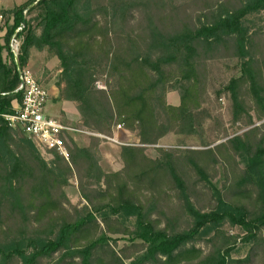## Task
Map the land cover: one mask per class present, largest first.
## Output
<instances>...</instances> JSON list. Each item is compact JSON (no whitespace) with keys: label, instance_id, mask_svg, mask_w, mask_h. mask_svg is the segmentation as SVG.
I'll list each match as a JSON object with an SVG mask.
<instances>
[{"label":"trees","instance_id":"trees-1","mask_svg":"<svg viewBox=\"0 0 264 264\" xmlns=\"http://www.w3.org/2000/svg\"><path fill=\"white\" fill-rule=\"evenodd\" d=\"M263 10L264 0H27L1 9L0 114L21 101L18 70L30 50L46 48L58 59V99L75 104L79 126L113 137L119 125L137 140L120 144L123 167L106 173L104 138L72 142L68 160L45 159L0 115V264H264V23L247 25ZM22 23L15 56L9 39ZM221 58L239 60L224 91L232 123L249 128L212 148L156 147L148 157L170 133L198 134L208 61ZM171 89L177 105L166 100ZM217 164L222 189L210 180ZM72 179L81 207L67 197ZM118 235L128 244L117 249ZM238 242L249 249L233 258Z\"/></svg>","mask_w":264,"mask_h":264},{"label":"rangeland","instance_id":"rangeland-1","mask_svg":"<svg viewBox=\"0 0 264 264\" xmlns=\"http://www.w3.org/2000/svg\"><path fill=\"white\" fill-rule=\"evenodd\" d=\"M1 1L3 2V5L7 6V8H11L16 4L23 3L27 0H1ZM171 1L186 2L187 0H171ZM262 23H264V10L257 14H253L250 17L247 25L251 28H255L256 26ZM1 25L2 24L0 22V26ZM3 33L4 31L2 30L1 34L3 35ZM32 52L34 53L33 64L39 69L42 76L41 79L38 80V82L43 86H44L43 83L53 85L58 74V71L56 70L58 68V59L56 58V56H54V54L47 51L46 48L42 50H37L33 48ZM3 58L4 59L6 58L5 60L9 61L6 56V52H3ZM239 75H240V65H239V60L236 58H221V59L208 61L207 95H206L205 103L203 104L204 115L200 120V127L198 134L191 136H182V135H174L170 133L166 135V137L164 136L165 138L164 137L163 139L161 138L158 144L147 147L146 154L148 155V157L155 158L158 155L156 151V147H165L172 150H177L184 147H188L191 149L212 148L215 145L224 142L228 138L227 136L240 134L243 131L247 130L249 126H244L242 123H237V124L232 123L231 100L229 98L228 93L224 91V87L225 85H227L230 78ZM97 83H100L105 87L102 81H99ZM101 89H105V88H101ZM166 100L169 104L172 105L179 104L178 91L174 89L167 91ZM47 106H48V113L50 115L52 114L56 115L57 111L62 108L65 111L72 114L73 116L77 117L78 111L73 102L65 101V100H58V101L49 100L47 102ZM259 123L260 122H256V124ZM115 134L116 136H114ZM113 138H115L117 142L104 139L105 141L101 143V145L105 144L104 146H101L105 154L106 152L108 153L112 152V151H108L110 145L120 146L119 142L133 143L136 142L137 140L134 134L119 129L116 130L114 129ZM88 139L89 138L87 136L77 137V143L80 146H85L89 142ZM99 150L98 152L99 155L101 156L100 154L101 150L100 151ZM42 155L45 156L44 154ZM45 159H47L46 156ZM115 161H118V157L116 155H115ZM119 162L121 163L120 159ZM113 164H114L113 166L103 165L104 169L106 171H110L112 168L115 169V167L119 166L118 164L115 163ZM214 173L215 176L210 180L219 189H222V185L226 180L224 176L223 167L221 164L216 165V170ZM65 190L71 205L81 207L83 204L86 203V201L81 197L77 189V184H75L74 179L71 180V182L69 183V185H67ZM170 194L173 195V193ZM172 199L175 200V197L172 196ZM129 226L131 227L130 224ZM225 228L228 229L229 233H235V231H237L236 228H230L227 225ZM112 236L115 237L116 235H112ZM117 240H118L117 241L118 246H116L117 249L123 245H126V243L128 244L127 237L125 238L124 236L118 235ZM197 246L202 247L204 252L208 250V247L204 242L197 243ZM248 249H249L248 244L246 245L238 242L235 245V249L232 251L231 255L233 258L244 257L247 254ZM75 260L76 262L78 261L77 259ZM40 264H49V262L42 260Z\"/></svg>","mask_w":264,"mask_h":264},{"label":"built area","instance_id":"built-area-1","mask_svg":"<svg viewBox=\"0 0 264 264\" xmlns=\"http://www.w3.org/2000/svg\"><path fill=\"white\" fill-rule=\"evenodd\" d=\"M24 24H20L9 39L10 51L16 56L19 53L21 37L16 33L20 32ZM19 71V84L15 91L21 93L19 104L12 105V111L0 114L11 127H18L36 144L41 154L47 159L50 152L69 159L68 145L70 137L78 134L95 135L117 142L113 137L90 132L82 127L72 126L46 113L45 105L48 99V91L36 81L33 72L27 66ZM99 88H105L97 83ZM116 129H120L118 125ZM119 144H122L119 142ZM44 156V157H45Z\"/></svg>","mask_w":264,"mask_h":264},{"label":"crops","instance_id":"crops-1","mask_svg":"<svg viewBox=\"0 0 264 264\" xmlns=\"http://www.w3.org/2000/svg\"><path fill=\"white\" fill-rule=\"evenodd\" d=\"M16 5H18V4H16ZM14 6H12V7H14ZM2 8L3 9H10V8H7V6L3 5V2L0 0V9H2ZM0 22H1V24H3L2 16L1 15H0ZM32 51H33V49L30 50V54H29V58H28V61H27L26 66H29L28 68H30V70L33 72V75H34L36 81H38V80L41 79L42 76H41V73H40L39 69L33 64L34 53ZM43 84H44V86L41 85V84L40 85L43 86L48 91V94H49L48 99H47V102L49 100L58 101L59 100L58 99L59 91H58L57 87L54 84L53 85L52 84H47V83H43ZM47 102H46V105H45V110H46V113L48 115H50L48 113ZM12 105H15L16 106L17 105V102L16 101H13L12 102ZM68 113L69 112H67V111H65L64 109L61 108V109H59L57 111V114H56L57 116L55 114H52L50 116H53V117L57 118L58 120L62 121L63 123H66V124H69V125H72V126L79 127V124H78V121H79V118H80L79 113H77V117L76 116H73L70 113L68 114ZM81 136H87L89 138L88 135H84V134H78V136L74 135V136L70 137V145H68V146H71L72 142L77 143V137H81ZM114 136H116V134ZM104 145H101L100 144L99 145L100 147H98V150H99V148L101 150V153H100L101 156L99 155V152L97 151V155L99 157V165L101 166L102 170L104 172H106V173L119 171L123 167V162H122L121 157H120V146L110 145V147L108 148V151H112V152L111 153L106 152V154H105L103 152V149L101 148V146H104ZM115 155L118 157V161H115ZM101 157H102V159H101ZM119 159H120L121 163L119 162ZM113 163L118 164L119 166L115 167V169L112 168L110 171H106L104 169V166L103 165H109V166L111 165V166H113L114 165ZM75 184H77L76 180H75Z\"/></svg>","mask_w":264,"mask_h":264}]
</instances>
